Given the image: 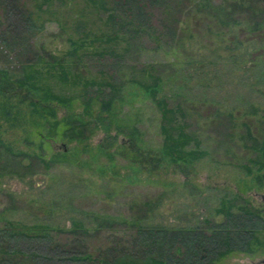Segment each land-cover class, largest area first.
<instances>
[{
    "label": "trees",
    "instance_id": "obj_1",
    "mask_svg": "<svg viewBox=\"0 0 264 264\" xmlns=\"http://www.w3.org/2000/svg\"><path fill=\"white\" fill-rule=\"evenodd\" d=\"M164 1L167 0H0V40L3 43H19L24 48L23 43L32 44V35L43 27L51 12L72 11L70 22L78 26L70 32L66 25L68 21L61 22L68 49L62 53L50 52V60L36 49L35 60L24 65L36 68L38 72L42 65L38 67L36 63L50 61L54 67L48 71L53 73L55 88L43 84L34 69L23 71L21 77L12 79L8 70L0 67L1 104L5 112L20 120L25 114L22 104L30 105L32 108L27 114L31 123L38 127L48 125L50 135L61 130L62 137L78 143L102 129L108 135L98 145L106 155L113 152L137 168L154 173L169 171L172 166L186 178L192 172L193 160L211 151L209 147H202L210 144L202 137L203 128L218 124L223 127L224 136L216 143L215 152L212 151L220 154L213 158L261 177L264 169V105L225 106L218 100L184 94L186 91L182 90H194L201 85L208 87L214 81L218 71L209 66L206 68L205 60L189 59L182 70L170 61L140 59L139 51L145 41L156 40L158 44L161 41L156 38L159 32L154 25L151 4L159 5ZM168 1L170 4L165 8L177 7L178 10L181 6H190L187 13L189 27L175 35L177 43L172 47L190 49L196 41H203L202 48H210V51L235 48L242 44L243 38L232 34L228 39L226 35L228 27L236 26L250 30L252 33H246V36L252 41L264 39L263 0ZM185 1L188 2L183 4ZM229 40L230 45L227 44ZM259 54L264 55V52ZM262 58L253 60L251 68L264 63ZM172 78L177 79L175 85L179 91L168 93L165 83ZM71 82L74 87L70 90L56 89V86L61 88ZM126 92L135 97L146 96L158 113L157 128L162 141L156 151L146 152L138 145L136 140L145 138L140 120L131 123L130 119H125L124 122V115L118 111V104L125 99ZM209 103L215 108L204 116L201 109ZM45 113L50 114L45 116L46 123L42 120ZM133 113L141 118V114ZM196 113L199 119H194ZM114 123L116 133L113 134ZM120 133L128 137L117 147ZM191 143L193 147H186ZM0 145L6 147L0 148V175L7 169L23 175L27 170L35 171L36 161L48 168L56 160L39 156L42 158H35L32 164L21 157L16 161L21 168L9 169L14 160H8L7 153H17L2 139ZM110 146H115L114 150H109ZM67 154L64 150L55 152L57 158L67 157ZM225 201L223 199L217 208L224 214L223 219L205 217L185 225L142 222L139 217H124L123 224L112 217H101L95 226L74 218L66 225L11 219L0 211V264H223L220 259L235 250L251 251L259 246L264 251V238L260 235H264V205L245 203L234 210L232 206H226ZM146 203H152V200ZM113 227L132 231L133 245L115 244L114 248H109L113 252L111 256H97L83 244L82 239L87 240L103 229ZM64 235L73 237L77 245L71 249L64 247L60 240Z\"/></svg>",
    "mask_w": 264,
    "mask_h": 264
},
{
    "label": "rangeland",
    "instance_id": "obj_2",
    "mask_svg": "<svg viewBox=\"0 0 264 264\" xmlns=\"http://www.w3.org/2000/svg\"><path fill=\"white\" fill-rule=\"evenodd\" d=\"M212 1L218 3L226 0ZM168 4H170L168 0L159 5L151 4L154 7L151 9L154 14V25L159 32L156 38H160L161 41L159 44L156 40L145 41L139 51L140 59L170 61L178 64L182 70L189 59L205 60L206 68L209 66L210 69L218 71L216 77H213L214 81L208 87L203 85L202 88L201 85V88L195 87L194 90H182L186 91L184 94L198 99L218 100L225 106L240 107L250 103L264 105V63H258L254 68L250 66L256 58L263 59L264 55L259 53L264 52V39L252 41L246 36V33H252L250 30L236 26L228 27L226 35L228 39L232 34L243 38L242 44L235 48L224 47L222 50L210 51V48H202L203 41H196L190 49L182 46L172 47L177 43L175 35L185 32L189 27L187 13L190 6L180 5L177 10V7L165 8ZM71 12L47 14L48 19L43 22V27L32 35V44L23 43L26 45L25 48L19 43L7 44L0 40V67L7 69L12 79H16L23 75V71L28 69L35 71L36 68L24 65L35 60L36 49L41 55L45 54L47 60L52 59L50 52L62 53L68 49L67 35L62 30L61 22L68 21L66 25L70 32L78 29L77 24L73 26L70 22L73 19ZM215 36L219 38L217 33ZM231 40L227 42L228 45ZM86 44L90 45V42ZM40 64L42 67H39ZM36 66L41 69L35 71L38 79H42L43 84L55 88L53 73L48 71V68L54 67L50 61L36 63ZM176 81L177 79L173 78L166 81V92L179 91L175 85ZM72 84L71 82L61 88L56 86V89L67 91L74 87ZM2 97L0 94V139L17 153V156L7 153L8 160H14L9 169L20 167L16 161L21 157L32 164L35 158L44 157L50 161L56 159L48 168L42 162L36 161L35 171L27 170L25 174L20 175L7 169L5 170L7 172L0 175V211L5 217L27 222L49 221L66 225H70L72 219L80 218L92 226H95L101 217H112L120 222L124 217L129 219L139 217L142 222L185 225L203 220L205 217L213 220L223 219L224 214L217 211L223 199H226V206H232L234 210L245 203L264 205V169L259 180L253 173L248 174L234 164L221 163L213 158L220 154H215L214 149L216 143L224 136L221 125L212 124L203 128L202 137L210 144H207L208 146L203 144L202 147H209L211 151L200 159L193 160L192 172L190 177L186 178L185 174L173 170L172 166L169 171L154 173L137 168L121 155H114L113 152L106 155L105 150L98 145L108 135L102 129H98L90 138L79 143L62 137L61 130L56 135H50L48 125L38 127L31 123L27 114L32 108L30 105L22 104V112L25 114L19 120L14 118L12 113L5 112L1 104ZM148 100L146 96L135 97L126 92L125 99L118 104V111L124 115V120L130 119L131 123L140 120L146 139L136 141L146 152L156 151L158 143L162 141V135L157 128L159 115L152 102ZM208 105L201 109L204 116L215 108L210 103ZM133 112L141 114V118ZM45 116L48 117L50 114L45 113L42 116L46 123ZM194 119H199L198 113ZM115 126L114 123L111 129L113 134L116 133ZM127 137L120 133L115 146L120 147V142L126 141ZM115 146L108 149L112 151ZM186 147H193V143ZM0 148L6 147L0 145ZM58 150L68 151L67 157L57 158L55 152ZM232 157L236 159L235 156ZM186 179L189 182L186 183ZM246 183L249 185L245 186ZM147 200H152V203H146ZM158 200L159 203H154ZM260 235L264 238L262 233ZM132 236L133 233L129 229L113 227L103 229L99 234L87 240L84 238L82 241L97 256H111L113 252L109 248H114L118 244L132 246ZM60 240L67 249L77 245L74 243L75 239L67 235ZM220 262L264 263V251L259 246H255L251 251L235 250L222 257Z\"/></svg>",
    "mask_w": 264,
    "mask_h": 264
}]
</instances>
